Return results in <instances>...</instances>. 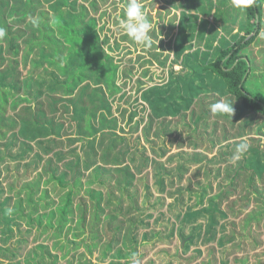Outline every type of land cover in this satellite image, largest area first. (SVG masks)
I'll return each instance as SVG.
<instances>
[{
  "label": "trees",
  "instance_id": "1",
  "mask_svg": "<svg viewBox=\"0 0 264 264\" xmlns=\"http://www.w3.org/2000/svg\"><path fill=\"white\" fill-rule=\"evenodd\" d=\"M108 1L0 0V26L7 31L6 37L0 39V141L4 139V145L9 147L20 141L19 135H22L25 142L22 152L29 147L26 141L38 143L43 153L53 150L52 156L45 160L44 171L49 173L47 180L54 183L53 190L57 193L63 190V193L59 195V204L54 209L49 208L46 214L45 230L53 228L55 236L61 237L68 222L74 221L73 236L78 237L86 231L92 244L83 245L89 250L93 246L98 248L100 261L110 258L106 264H122L121 258L132 257L137 253V244L149 238L148 232L144 231L137 239L138 227L144 220L138 213L141 207L136 190L131 193L128 189L134 183L135 173L141 170L139 166L150 158H138L140 148L130 144V136L125 131L130 133L140 128L144 130L142 137L149 141L148 134L156 131V118L178 114L185 119L184 109L189 107L194 131L200 129L199 133L205 137L208 126H213L214 132L217 130L220 117L231 123L244 117L245 124L252 121L254 115H264V70H260L261 65L264 68V49L256 50L260 58L253 49V45H260L264 40V0H255L244 12L235 9L227 0L209 1L207 5L193 2L192 6L200 15L212 6L216 10L219 7L222 13L215 18L229 22L222 31L215 28L213 34H208L207 30V36L208 21L192 23L191 26L199 27V38H205V44L187 52L184 51L193 48L189 43L191 36L184 34L188 12H181L177 21L175 15L163 21L153 18L150 3L144 2L153 25V46L146 49L124 35L119 27L127 0H112V8L118 13L114 20L117 32L109 29L112 12L103 9ZM119 4L122 5L120 8ZM182 6L188 9L186 4ZM240 16L243 17L239 22L240 33L232 34L231 24ZM33 19L37 23L34 24ZM164 28L166 33L176 28L174 38L172 34L164 40ZM218 32L224 33L218 35ZM170 53L176 59L181 58L183 69L190 67L188 73L174 75L173 64L170 71H165L163 66ZM19 56L24 65L29 63L24 76L18 69ZM85 81L90 85H101V103H93L91 97L86 101V89L82 85ZM147 81L152 84L146 85ZM46 91L54 93L48 109L34 114L31 101L39 99ZM59 93L62 95H57ZM162 93H166L165 98L161 97ZM221 97L225 102H233L232 118L211 113V105ZM140 99L146 103L138 101ZM194 101H197V108L190 106ZM111 106H114L113 112ZM148 109L150 114H146ZM209 115L215 119L207 123ZM167 123L170 122L159 121L158 128H167ZM244 124L240 128L242 133ZM189 134L193 135V144H196L197 135ZM209 134L212 139L213 134ZM40 136L45 138H38ZM76 141L80 143L83 156L77 150L79 148L71 145ZM61 144L67 149H58ZM150 151L159 154L156 147L150 146ZM164 151L162 149L161 153ZM65 154L72 158L64 164L66 170L63 172L55 162L65 158ZM41 155L36 154L37 159ZM123 158H128L129 163L122 164ZM137 159L141 160L134 168ZM187 160L200 161V155L193 154ZM156 165L162 168L160 163ZM177 169L180 176L186 165L180 164ZM87 171V179L82 181ZM165 174L166 171L156 174L157 184L162 189ZM110 179L114 180L112 186ZM229 185L233 188L235 183L231 181ZM107 186L104 192L102 187ZM82 188L89 203L79 200L74 206L75 196ZM114 188L120 191L118 195L113 192ZM43 197L48 199L49 193L44 191ZM26 201L35 211L36 204L31 195ZM16 206L23 215L22 201L19 200ZM217 206L218 203L212 200L206 208L211 227L217 221L215 212L224 216L217 211ZM75 211L79 212L78 216ZM198 215L193 212L190 217L197 218ZM38 225H42L40 219ZM71 229L67 227L65 232L69 233ZM153 235L157 236V233L153 232Z\"/></svg>",
  "mask_w": 264,
  "mask_h": 264
},
{
  "label": "rangeland",
  "instance_id": "2",
  "mask_svg": "<svg viewBox=\"0 0 264 264\" xmlns=\"http://www.w3.org/2000/svg\"><path fill=\"white\" fill-rule=\"evenodd\" d=\"M209 1L216 0H143L150 3L151 16L159 20H168L175 15L177 21L181 12H188L184 34L191 36L189 43L193 44V48H188L184 52L202 48L205 44L203 42L205 38H199V27L191 26L192 23L208 21V28H205V36H207V30L208 34L215 28L222 31L221 29L229 22L228 19L215 18L217 14L222 13L219 7L216 10L212 6L209 11L200 15L192 6L193 2L207 5ZM112 2L109 0L103 9L112 12L109 18V29L117 32L114 20L118 13L113 10ZM227 2L231 3L228 0ZM183 4L187 5V10L183 8ZM121 6L119 4V8ZM91 14L94 15V12ZM237 20L231 24L232 34L240 33L239 22L243 20V17H237ZM227 27L224 28L225 32ZM166 28L164 31L168 29ZM176 30L175 28L167 33L165 31L162 38L168 40L172 34L174 38ZM223 33L218 32V35ZM258 48L264 49L263 39L260 45H253L257 57L260 58L256 52ZM19 58L18 69L24 76L29 69V63L26 62L24 65L22 57L19 56ZM153 63L158 65L156 61ZM171 64L175 71L174 75H182L190 68L188 66L183 69L181 58L176 59L172 53L166 65L163 66L165 71H170ZM260 70H264L262 65ZM150 83L147 81L146 85ZM82 85L86 89V101L91 97L93 103L102 102L99 95L102 94L101 85H90L89 81L83 82ZM160 95L165 98L166 93ZM53 97L54 93L46 91L39 99H33L31 101V106L34 107L33 113L38 114L42 109H48L47 105ZM191 100H194L193 97ZM138 101L146 103L144 99ZM25 105L22 104V106ZM190 106L197 108V101ZM110 108L113 112L114 106ZM189 108L184 109L187 114L185 119L178 114L156 118V131L148 134L149 141L142 137L144 130L140 128L130 133L125 131V134L130 136V144L140 148L138 158L142 156L150 158L139 166L141 170L135 173L134 183L128 189L131 193L133 189L136 190V197L141 207L138 213L144 220V224L138 227L137 239L144 231L148 232L149 238L137 244L139 246L134 258L133 256L121 258L120 261L122 264H134V261L135 264H264V115H254L253 120L246 122L247 124H244V117L232 123L230 120L217 117L219 127L214 132L213 126H208L205 137L199 133L200 129L194 131ZM93 111L96 112L95 108ZM150 112L148 109L146 114ZM213 119L215 117L210 116L206 121L209 123ZM161 120L170 122L169 125L167 123V128H158ZM43 123H45L44 120ZM243 124L245 127L242 133L240 128ZM156 132H158L157 135ZM209 132L213 134L212 139ZM189 133L197 135L196 144H193L195 140ZM226 133L228 135L224 137ZM19 136L20 141L10 144L9 147L4 145V139L0 141V264H106L110 258L100 261L98 248L93 246L89 250L83 245L84 243L92 244L86 231L78 237L73 236L74 221L68 222L67 227L72 229L67 233L66 227L61 237L55 236L53 228L48 227L45 230L48 223L46 214L49 208L54 209L59 204V195L63 193V190L59 193L53 190L54 183L47 180L49 173L44 171L45 160L52 156L53 150L43 153L38 143L26 141L29 147L26 152H22L25 142L22 140V135ZM38 138L42 139L45 136ZM242 138L247 139L250 148L237 160L233 158L235 147ZM71 145L79 148L80 143L76 141ZM150 146L156 147L159 154L154 155L150 151ZM160 147L162 148L157 149ZM58 149L63 151L67 149V146L61 144ZM162 149L165 150L164 153H161ZM77 150L83 156L82 149ZM40 153L41 158L37 159L36 154ZM196 153L200 155V161L187 160ZM251 154L253 155L249 159ZM71 158L72 156L65 154V158H60L55 164L60 167V171L64 172L66 170L64 164ZM140 160H136L134 168ZM121 163H129V159L123 158ZM156 163H160L162 168L159 169ZM180 164H185L186 169L178 176L177 167ZM162 171H166L163 189L156 181L157 172ZM85 173L82 181L87 179L86 175L89 172ZM113 181L110 179V186L113 185ZM231 181L235 183L233 188L229 185ZM36 184L39 186L36 187ZM95 187L101 189L98 185ZM102 189L105 192L108 186ZM44 191L49 193L48 199L43 197ZM113 192L117 195L120 193L116 188ZM29 195L36 204L35 211L34 207L26 201ZM19 200L22 201L23 215L19 213L16 206ZM79 200L89 203L84 188L75 196L74 206ZM212 200L218 203L217 211L220 210V213L224 215L215 212L218 216L213 227L210 225L206 211ZM47 202L50 203L49 206ZM193 212L199 214L197 218L190 217ZM78 213L75 211V215L78 216ZM39 219L42 221L41 226L38 225ZM8 228L11 231H8ZM153 232H156L157 236L153 235ZM190 235H193L192 238ZM183 244L186 245L183 247ZM116 245L120 246V244Z\"/></svg>",
  "mask_w": 264,
  "mask_h": 264
},
{
  "label": "clouds",
  "instance_id": "3",
  "mask_svg": "<svg viewBox=\"0 0 264 264\" xmlns=\"http://www.w3.org/2000/svg\"><path fill=\"white\" fill-rule=\"evenodd\" d=\"M255 3V0H231L232 6L244 12ZM34 24L37 20L33 19ZM119 27L123 34L128 36L138 45L148 49L153 46L152 30L153 25L149 20L148 11L143 0H127L124 5L123 18L119 20ZM7 31L0 26V39L5 38ZM210 111L213 115L222 114L232 118L234 113L233 102H225L223 99L211 105ZM250 148L246 138H242L235 147L234 159H240ZM135 253H133V258ZM135 264V261H134Z\"/></svg>",
  "mask_w": 264,
  "mask_h": 264
}]
</instances>
